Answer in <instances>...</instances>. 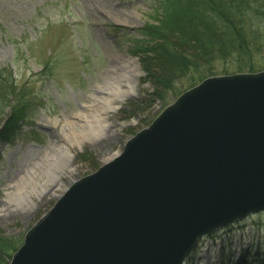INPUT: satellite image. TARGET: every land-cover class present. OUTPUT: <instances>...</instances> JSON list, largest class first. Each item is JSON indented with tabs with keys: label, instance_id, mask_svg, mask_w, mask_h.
Returning <instances> with one entry per match:
<instances>
[{
	"label": "water",
	"instance_id": "water-1",
	"mask_svg": "<svg viewBox=\"0 0 264 264\" xmlns=\"http://www.w3.org/2000/svg\"><path fill=\"white\" fill-rule=\"evenodd\" d=\"M264 211V71L210 76L75 181L9 264H181Z\"/></svg>",
	"mask_w": 264,
	"mask_h": 264
},
{
	"label": "rangeland",
	"instance_id": "rangeland-1",
	"mask_svg": "<svg viewBox=\"0 0 264 264\" xmlns=\"http://www.w3.org/2000/svg\"><path fill=\"white\" fill-rule=\"evenodd\" d=\"M155 1L0 0V69L13 70L31 102L14 141L0 144V232L17 248L72 183L112 161L111 154L118 157L131 137L188 90V82L177 79L173 90L155 95L143 67L137 50L144 45L139 30L152 21ZM130 58L140 66L134 92L107 112L99 94L112 82L115 66ZM260 60L264 63V50ZM229 71L233 74V69ZM109 91L112 96L114 91ZM97 106L106 122L102 132L89 136L92 125L85 126L96 121ZM9 112L8 104L0 109V128ZM69 120L79 125L60 128ZM76 136L82 139L80 146L71 142ZM55 142L65 144L60 169L53 153ZM33 163L39 164L40 173L30 177L47 189L31 192L32 202L19 201L22 171ZM48 163L55 173L45 175ZM58 182L64 187L53 186ZM240 259L241 264H264V211L201 236L181 264H238Z\"/></svg>",
	"mask_w": 264,
	"mask_h": 264
},
{
	"label": "trees",
	"instance_id": "trees-1",
	"mask_svg": "<svg viewBox=\"0 0 264 264\" xmlns=\"http://www.w3.org/2000/svg\"><path fill=\"white\" fill-rule=\"evenodd\" d=\"M152 12V21L139 30L144 45L137 50L155 95L173 90L177 79L186 80L189 89L207 77L231 74V69L233 74L263 70L264 0H156ZM7 104L0 144L14 141L31 111L27 91L4 66L0 109ZM18 248L0 232V264Z\"/></svg>",
	"mask_w": 264,
	"mask_h": 264
},
{
	"label": "bare ground",
	"instance_id": "bare-ground-1",
	"mask_svg": "<svg viewBox=\"0 0 264 264\" xmlns=\"http://www.w3.org/2000/svg\"><path fill=\"white\" fill-rule=\"evenodd\" d=\"M124 61L126 62L125 64H124ZM124 61H123V64H119L118 66H115V73L111 77L112 82H110L109 86H107L105 88L103 95L99 94V96H100L99 98L102 99V101L104 102L105 109L107 112L110 110H115L116 107L119 106L120 99H122L126 95H129L131 92H134V80L136 78L135 74L140 72V66H139L137 60H134L131 58L128 61L126 59ZM122 83L125 84V87L121 85ZM191 88H189V89H191ZM109 90H112V92L114 91L112 96H111V93ZM183 93L184 92H182L181 94H183ZM93 110L97 111V113L94 114L96 121L93 124L88 123L89 125L85 126V127H88V126L92 125V128L88 131V134H87L89 136L98 135L100 133V130L102 132L103 124L106 122L105 115L101 113V106H97ZM66 124H69L68 125L69 127H74V126L79 125L78 121H76V120L70 121L69 120V121L61 122L60 128H63ZM70 136H69V138H70ZM71 142H73V145L80 146L82 144V139H81V137L76 136V139L71 140ZM54 144L56 145V147L54 148L53 153L56 155L55 160L58 161L59 158L65 156V151H64L65 144H63V143L58 144V142H55ZM52 147H53V145H52ZM68 153H70V151H68ZM117 154L118 153L111 154L110 155L111 157L109 156L110 157L109 159L113 160L117 156ZM55 163H56V161L52 162L53 165H55ZM37 165H39V164L33 163L32 166H30L28 168L25 167V170L22 171L23 176L21 177V180L18 182V186H19V193L18 194H20L18 196L19 201H21V200L29 201L30 200L32 202L33 198L31 197L32 196L31 192H33V194L36 195V193L39 191V189H40V192L42 190L47 189V187H45V185L41 181H37V178H35L34 176L30 177L31 174L36 175V173H40V170L36 169ZM52 166H51V163H48L47 169L45 171V175H49L52 172L55 173ZM56 167H59L58 169L61 168V166L59 165V161H58V163H56ZM26 171H27V175L25 174ZM53 175L55 176V174H53ZM57 177H58V174H57ZM30 178L33 181H31ZM53 186L54 187L59 186L61 188L64 187L63 184L60 182H58L55 185L53 184ZM26 187H27V189H26Z\"/></svg>",
	"mask_w": 264,
	"mask_h": 264
}]
</instances>
